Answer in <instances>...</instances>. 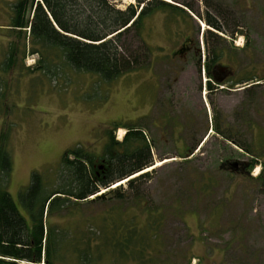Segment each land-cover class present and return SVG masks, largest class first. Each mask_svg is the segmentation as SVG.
<instances>
[{
    "label": "rangeland",
    "instance_id": "rangeland-1",
    "mask_svg": "<svg viewBox=\"0 0 264 264\" xmlns=\"http://www.w3.org/2000/svg\"><path fill=\"white\" fill-rule=\"evenodd\" d=\"M14 1L0 0V134L10 132L8 189L14 199L19 203L35 171L53 182L68 149L83 146L101 153L114 123L144 124L151 127L154 165L132 177L150 173L141 184V204L167 217L166 245L154 254L158 264H264V189L257 179L264 156L248 175L245 151L213 130L221 113L237 138L241 133L254 150L264 148V87L254 95H246L244 87L209 91L208 77L199 71L211 45L204 37L210 29L203 20L207 11L243 31L235 35L239 58L254 59L264 71V0H168L195 9L184 17L162 12L148 17L141 35L152 49L150 64L110 82L72 68L60 51L46 69L45 57L27 49L25 33L10 27ZM111 1L119 8L137 4ZM128 41L134 51L141 48L135 32ZM12 43L18 53L7 68ZM126 131L117 129L116 138L122 140ZM127 180L110 189L126 187ZM104 208L86 205L84 211Z\"/></svg>",
    "mask_w": 264,
    "mask_h": 264
},
{
    "label": "trees",
    "instance_id": "trees-1",
    "mask_svg": "<svg viewBox=\"0 0 264 264\" xmlns=\"http://www.w3.org/2000/svg\"><path fill=\"white\" fill-rule=\"evenodd\" d=\"M136 1L119 8L111 0H15L10 27L25 33L27 49L45 57L46 69L51 55L60 51L72 68L95 73L110 82L150 64L152 49L141 35L148 17L158 12L184 17L195 9L189 3L178 5L168 0ZM203 20L210 26L204 37L211 44L203 68L199 66L208 77L206 88L245 87L242 90L246 95L261 91L264 71L252 58L241 60L234 45L235 35L243 31L235 25L227 26L224 16L219 19L209 11ZM133 32L142 42L136 51L128 41ZM9 50L6 67L12 68L17 44L12 43ZM253 101L250 99L249 107ZM234 115L241 118L239 111ZM112 126L101 153L83 146L68 149L53 171V182L41 172H33L29 185L19 193L20 204L8 189L13 171L10 132H1L0 264H158L154 254L166 245L163 229L167 217L163 211L144 209L141 204V184L150 173L132 177L154 165L153 145L147 134L151 127L122 123ZM119 128L127 130L122 140L115 136ZM213 130L245 151L248 160L243 170L248 175L263 164L264 148L254 150L241 133L237 138V130L221 113L215 115ZM200 143L194 144V150ZM126 179V187L110 189ZM257 179L264 189V169ZM102 189L108 190L97 195ZM95 204L104 205V210L94 214L84 211L86 205Z\"/></svg>",
    "mask_w": 264,
    "mask_h": 264
},
{
    "label": "bare ground",
    "instance_id": "bare-ground-1",
    "mask_svg": "<svg viewBox=\"0 0 264 264\" xmlns=\"http://www.w3.org/2000/svg\"><path fill=\"white\" fill-rule=\"evenodd\" d=\"M123 182H124V181L118 182V183H116L114 186L119 185V184H121V183H123Z\"/></svg>",
    "mask_w": 264,
    "mask_h": 264
},
{
    "label": "flooded vegetation",
    "instance_id": "flooded-vegetation-1",
    "mask_svg": "<svg viewBox=\"0 0 264 264\" xmlns=\"http://www.w3.org/2000/svg\"><path fill=\"white\" fill-rule=\"evenodd\" d=\"M225 88V87H224ZM227 89H228V87H226ZM239 88H236V89H234V90H238ZM241 89H242V87H241ZM245 89V88H244ZM229 90H231V89H229Z\"/></svg>",
    "mask_w": 264,
    "mask_h": 264
},
{
    "label": "water",
    "instance_id": "water-1",
    "mask_svg": "<svg viewBox=\"0 0 264 264\" xmlns=\"http://www.w3.org/2000/svg\"><path fill=\"white\" fill-rule=\"evenodd\" d=\"M244 88H245V87H244ZM244 88H243V89H244ZM100 195H101V194H100Z\"/></svg>",
    "mask_w": 264,
    "mask_h": 264
}]
</instances>
